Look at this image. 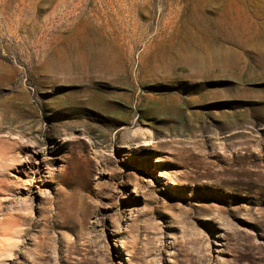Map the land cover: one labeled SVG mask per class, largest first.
<instances>
[{
  "label": "rangeland",
  "instance_id": "obj_1",
  "mask_svg": "<svg viewBox=\"0 0 264 264\" xmlns=\"http://www.w3.org/2000/svg\"><path fill=\"white\" fill-rule=\"evenodd\" d=\"M0 264H264V0H0Z\"/></svg>",
  "mask_w": 264,
  "mask_h": 264
},
{
  "label": "bare ground",
  "instance_id": "obj_2",
  "mask_svg": "<svg viewBox=\"0 0 264 264\" xmlns=\"http://www.w3.org/2000/svg\"><path fill=\"white\" fill-rule=\"evenodd\" d=\"M247 1H251V0H239V2L240 3H246ZM252 12V11H251ZM256 14V13H255ZM253 22V21H252ZM257 23V22H256ZM255 23V24H256ZM255 24H253V23H249V25H247V26H245V27H247V29L248 30H253L254 31V34L252 33V35H250L251 36V38L252 39H257V38H261V37H263V35L261 34V32H260V30H259V28H257L258 27V23L255 25ZM256 30V31H255ZM250 38V39H251ZM249 40H246V42L245 43H247ZM101 68V67H100ZM91 69H97V67H93V68H91ZM103 69V68H102ZM80 70H82L83 72H87V71H89V69H87V68H80ZM91 74V73H90ZM156 88H157V90H159V89H163V87L162 86H160V85H158V86H156ZM170 88H174V91L173 92H171V93H169V92H164V93H162V94H168V95H178V94H180L181 93V90L179 89V87L178 86H176V85H174V86H170ZM75 94H76V92H75ZM72 95L73 94H71V97H72ZM74 96V95H73ZM95 100V99H94ZM62 102V101H61ZM65 103V102H64ZM88 104V103H87ZM91 105L92 104H94L93 102H91L90 103ZM79 103L77 102V100L76 101H74V100H69L67 103H66V109H64L63 111H60L59 113H58V115L57 116H66V117H70V116H75L77 113V111L79 110ZM89 106V105H88ZM71 109V110H70ZM67 110H69V111H67ZM139 123V122H138ZM144 133H140V135H143ZM153 140V138L151 137L149 140H144L143 141V143H142V145H141V147H147V146H151V144H152V141Z\"/></svg>",
  "mask_w": 264,
  "mask_h": 264
}]
</instances>
